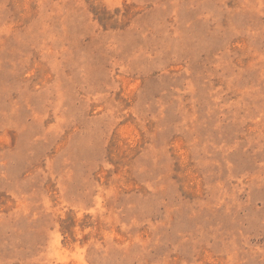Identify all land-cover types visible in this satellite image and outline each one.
<instances>
[{
  "label": "rangeland",
  "instance_id": "374dc122",
  "mask_svg": "<svg viewBox=\"0 0 264 264\" xmlns=\"http://www.w3.org/2000/svg\"><path fill=\"white\" fill-rule=\"evenodd\" d=\"M0 264H264V0H0Z\"/></svg>",
  "mask_w": 264,
  "mask_h": 264
}]
</instances>
